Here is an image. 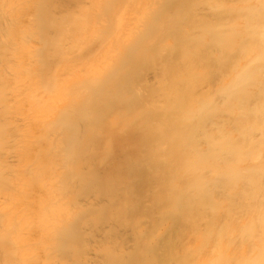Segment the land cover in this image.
<instances>
[{"label": "bare ground", "instance_id": "bare-ground-1", "mask_svg": "<svg viewBox=\"0 0 264 264\" xmlns=\"http://www.w3.org/2000/svg\"><path fill=\"white\" fill-rule=\"evenodd\" d=\"M118 1L104 14L114 12ZM128 1L139 5L128 19L137 25L127 44L116 42L120 23L90 37L102 47L113 45L107 58H114V68L94 66L93 74L84 66L100 81L94 94L100 112L92 126L80 129L95 130L97 136L105 129V138L81 137L78 122H18L11 151L0 137V150L8 151L0 157V189L25 184L23 169L32 167L67 170V181L75 176L80 188L95 189L105 198L103 218L115 219L119 227L109 230L124 232V246L119 238L114 247L94 248L105 263L264 264V0ZM40 2L35 59L44 64L41 83L49 88L55 65L49 66L48 57H61L62 41L80 32L83 21L53 18L51 1ZM134 33L140 41L131 44ZM20 49L34 56L26 44ZM123 50L126 57L119 64L115 56ZM71 65L64 64L61 72L72 74ZM121 118L137 121L118 145L122 150L128 140L127 154L112 155L96 179L94 169L86 172L73 158L81 149L96 156L97 166L108 162L109 137L124 130L115 126ZM21 133L30 138L22 142ZM32 150L36 153L28 154ZM29 182L45 192L37 197L38 220L69 218L81 202L42 174ZM11 198L4 192L3 199ZM98 204L97 199L84 203ZM9 213L7 207L2 211ZM93 213L86 209L91 219ZM83 263L94 264L84 257Z\"/></svg>", "mask_w": 264, "mask_h": 264}, {"label": "rangeland", "instance_id": "rangeland-1", "mask_svg": "<svg viewBox=\"0 0 264 264\" xmlns=\"http://www.w3.org/2000/svg\"><path fill=\"white\" fill-rule=\"evenodd\" d=\"M50 9L54 15L59 16H79L83 23L80 32L74 34L72 38H65L62 41V55L59 59L54 56L48 57L49 66L55 65L50 80L51 86L45 88L41 83L43 63L35 59V51L39 49L40 42L36 37L37 30V8L41 6L40 0H10L7 4L0 0V89L2 98L0 100V125L3 132L0 134L1 140L9 151V145L16 137L17 123L28 121L30 124H38L43 121H59L79 124L80 136H91V139L100 141L105 138V129L101 136L97 132L86 130L81 131V124L92 126L98 120L100 112L99 102L94 101V94L101 88L100 81L94 77L92 68L102 67L104 64L109 69L114 68V58L107 55L111 52L113 45L106 44L102 47L98 40L90 41V37L101 35L108 29L113 30L116 23H120L121 34L117 35L120 46H124L132 39V29L137 24L128 22L131 12H137L139 3H131L128 0H119L115 5V11L104 14L105 7L114 0H50ZM151 1V0H148ZM121 2V3H120ZM94 6L99 7L97 12ZM152 11V10H150ZM104 28L103 30H101ZM106 36L110 34H105ZM128 40H122L125 36ZM78 36L79 39H78ZM77 43L73 42L77 40ZM140 41V34L134 33L131 44ZM34 52V56L29 50H22V45ZM130 44V45H131ZM20 47V48H19ZM128 48V47H127ZM24 49V48H23ZM125 50V49H124ZM124 50L115 56L119 64H123L126 57ZM14 52V53H13ZM19 59H17V57ZM61 58H65L62 59ZM72 64L70 72L63 74L61 68L64 64ZM89 65V70L93 74L85 71L84 66ZM18 66H26L28 71L18 69ZM21 70L17 75L15 70ZM147 71V69L145 70ZM126 73V71H124ZM19 98L16 99L15 96ZM91 102L90 106L87 103ZM103 112L108 114L109 107L104 108ZM121 116L119 111L116 115ZM24 115L27 118L20 119ZM88 116V117H86ZM86 119H85V118ZM137 123L128 119L121 118L115 126L123 127V131L114 132L109 137L108 162L103 166L96 165V156L88 155L80 150L79 154L73 159L83 170L89 172L90 169L96 171V179L101 177L105 167H108L112 155L124 156L127 154L128 140L124 142L122 150L118 145L127 138V133L132 131V127ZM32 133V132H31ZM26 142L30 137L21 133ZM38 137V132L34 134ZM122 139L119 141V138ZM94 140V141H95ZM8 151L0 150V157ZM36 153L33 150L28 154ZM21 161V157H20ZM17 162V161H16ZM88 166V167H86ZM8 168V178L11 176ZM25 184H7L0 189V264H84L86 260H92L94 264H128L116 260L105 263L104 256L99 251H95L96 245L107 244L115 246L116 239H123L121 244L124 246L122 231H110L109 228L116 227L112 220H105L102 216V204L105 202L99 193L95 194V189H87L86 186L80 188V183L75 176L66 180L67 170H47L25 168L23 169ZM27 172V173H26ZM42 174L48 183L55 180L59 182L60 189H64L78 203L73 215L68 217L47 216L45 220H38L37 197L43 195V187L30 183L29 180ZM33 184V185H31ZM5 193L11 194L13 198L3 199ZM95 194V195H94ZM94 195V196H92ZM92 196V197H89ZM97 199L99 204L86 207L87 200ZM7 207L11 210L9 216L2 214ZM93 209V219L86 214V209ZM78 231V235H77Z\"/></svg>", "mask_w": 264, "mask_h": 264}]
</instances>
